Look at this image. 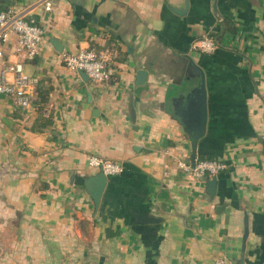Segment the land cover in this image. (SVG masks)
Listing matches in <instances>:
<instances>
[{
  "label": "crops",
  "instance_id": "1",
  "mask_svg": "<svg viewBox=\"0 0 264 264\" xmlns=\"http://www.w3.org/2000/svg\"><path fill=\"white\" fill-rule=\"evenodd\" d=\"M3 10L46 40L32 60L12 57L15 37L7 50L38 83L27 111L0 94V264H264V0H0ZM228 23L236 31L222 33ZM205 37L213 53L193 50ZM87 48L113 81L65 67L64 53ZM202 74L207 126L194 150ZM193 155L227 168L194 179L178 167ZM91 156L124 167L98 209Z\"/></svg>",
  "mask_w": 264,
  "mask_h": 264
},
{
  "label": "built area",
  "instance_id": "2",
  "mask_svg": "<svg viewBox=\"0 0 264 264\" xmlns=\"http://www.w3.org/2000/svg\"><path fill=\"white\" fill-rule=\"evenodd\" d=\"M12 37L16 38L11 54L19 57L24 54L28 59H34L40 47L46 40L45 30L25 19L13 10L0 12V94L14 98L22 110L32 107L33 88L38 83V78L27 75L21 61H12L7 56V50L12 43ZM218 47L217 42L209 37L197 40L193 44V50L209 54ZM62 61L67 69L75 73L84 72L89 79L96 83H109L115 79V70L109 64L108 59L93 49H81L78 53L62 55ZM89 167L103 171L107 177L118 176L124 172L120 163L108 161L98 156H91ZM180 171L194 179H206L216 177L227 168L226 163L217 159L200 160L195 164L178 162ZM214 264H229L224 258H217Z\"/></svg>",
  "mask_w": 264,
  "mask_h": 264
},
{
  "label": "water",
  "instance_id": "3",
  "mask_svg": "<svg viewBox=\"0 0 264 264\" xmlns=\"http://www.w3.org/2000/svg\"><path fill=\"white\" fill-rule=\"evenodd\" d=\"M187 5H188V1H187ZM185 12L186 9H183L181 11H176V13H179L181 15L184 14ZM58 42L59 41L53 38L51 39V43L59 51H61L62 49ZM81 75L84 79L89 80V77L86 73L81 72ZM146 79H147V71L140 70L137 73V85H144ZM201 94L202 95L200 97V104L196 115V122L194 124L188 125V129L193 140L192 147L194 150L197 147L199 139L204 136L207 126V93H206L205 79L203 74H202ZM192 163L195 164V155L192 156ZM108 179L109 178L103 173V171H99V173L87 179L85 183L86 190L89 193L91 199L93 200L96 209H98L100 206L103 193L108 183ZM216 184H217L216 178L213 179V181L209 182V185L212 188H215ZM154 222L155 219L148 218L146 217V215L141 216L138 220V223H154Z\"/></svg>",
  "mask_w": 264,
  "mask_h": 264
},
{
  "label": "trees",
  "instance_id": "4",
  "mask_svg": "<svg viewBox=\"0 0 264 264\" xmlns=\"http://www.w3.org/2000/svg\"><path fill=\"white\" fill-rule=\"evenodd\" d=\"M230 31H236V30H233L230 28V23L227 24V29H223L222 33H225V32H230ZM210 159H213L211 157H203L201 160H210Z\"/></svg>",
  "mask_w": 264,
  "mask_h": 264
}]
</instances>
